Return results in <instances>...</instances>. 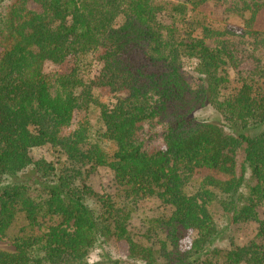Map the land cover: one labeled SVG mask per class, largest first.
I'll return each instance as SVG.
<instances>
[{
  "label": "trees",
  "instance_id": "1",
  "mask_svg": "<svg viewBox=\"0 0 264 264\" xmlns=\"http://www.w3.org/2000/svg\"><path fill=\"white\" fill-rule=\"evenodd\" d=\"M236 1L0 0V238L11 235L15 245L0 249V264H264V32L254 29L261 8L239 7L246 45L212 47L218 34L210 29L195 37L191 24L183 37L159 18L185 22L190 8ZM70 58L71 71H44ZM93 62L102 67L91 79ZM186 64L200 75L196 88ZM231 71L237 86L228 94ZM208 106L220 120L196 118ZM90 109L100 113L96 137L79 118ZM160 134L163 149L154 143ZM46 147L53 160L35 161L32 150ZM98 168L114 173L117 200L90 185ZM149 199L166 212L146 219L139 235L134 207ZM217 211L231 225L258 224L257 233L218 248ZM114 242L128 246L124 261L106 253L91 261Z\"/></svg>",
  "mask_w": 264,
  "mask_h": 264
},
{
  "label": "rangeland",
  "instance_id": "2",
  "mask_svg": "<svg viewBox=\"0 0 264 264\" xmlns=\"http://www.w3.org/2000/svg\"><path fill=\"white\" fill-rule=\"evenodd\" d=\"M173 2L175 4L182 3L184 0H164ZM233 3H238L237 5ZM251 6L256 8L258 5L261 9L257 14V18L254 23V29L257 31L264 32V0H237L236 2H230L228 4L217 3V2H208L194 10L190 8L185 22L184 19L173 18L171 15L163 13L159 16L160 21L166 26H173L176 24L179 27L180 34L190 35L191 24L194 26V36L203 37V29L208 28L212 32L217 33L218 35L214 36L207 41L208 45L214 47L218 40L230 39L239 43L250 42L249 36L246 34V28L244 20L241 17V12L239 9H245L246 7ZM32 9L39 10V6L36 4L31 5ZM240 7V8H239ZM238 9V10H237ZM250 14L247 12L245 17H248ZM120 20L118 21V24ZM2 50L0 49V58ZM76 62L75 58H70L63 65H56L52 62H46L44 65V71L46 73H67L71 71ZM102 65L97 62H93L92 69L90 70V78H96L100 71ZM252 67L251 62H247L243 68L250 69ZM184 75L187 81L193 86H198V77L200 76L195 71V66L193 64H186L184 67ZM230 77L232 84L229 85L226 90L227 93H233L237 83L234 81L236 77L235 71H231ZM101 100L104 103H109L110 96L104 92L99 94ZM195 116L199 121L202 122H211L220 120L219 114L211 107H204L195 112ZM87 117L90 123L92 124V134L96 137L102 129V123L100 122V113L98 109H90L88 113L84 112L79 115V118ZM159 149L165 148V143L163 141L162 135L154 142ZM109 151H113L115 146L111 143L106 144ZM53 151L46 147L44 149H34L31 152V155L35 161L40 159L53 160ZM90 185L93 190L101 197H112L116 199L120 196V193L117 189V184L115 180L114 173L109 168H98L90 177ZM90 203L92 208H99V204L95 198H91ZM136 213L134 214V220L132 221V230L141 235L143 232V226L145 220L152 217H159L166 212V209L156 199H149L146 201L139 202L134 207ZM259 214L261 219L264 218V206L260 207ZM217 225L220 229V236L216 242L218 248H227L231 243L237 245H243L252 239L258 231L259 225L255 223L243 224V225H231L228 223V218L222 211H217L216 215ZM22 224H19L16 229L12 230V233H16ZM195 232H191L188 238L183 242V248L189 249L192 243V240L196 237ZM0 249L9 252H15V245L12 240V236L6 238H0ZM106 253L110 255L111 258L124 261L128 256V246L124 242H114L110 245L109 249H104L101 251H95L92 253L90 259L92 262H95L99 258V254ZM101 255V254H100Z\"/></svg>",
  "mask_w": 264,
  "mask_h": 264
}]
</instances>
